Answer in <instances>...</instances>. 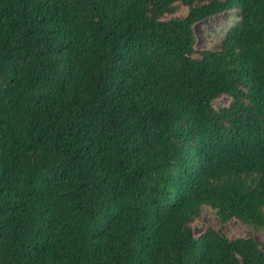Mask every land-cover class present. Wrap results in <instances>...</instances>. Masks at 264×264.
<instances>
[{"label":"trees","instance_id":"16d2710c","mask_svg":"<svg viewBox=\"0 0 264 264\" xmlns=\"http://www.w3.org/2000/svg\"><path fill=\"white\" fill-rule=\"evenodd\" d=\"M203 207L264 228V0H0V264H264Z\"/></svg>","mask_w":264,"mask_h":264},{"label":"rangeland","instance_id":"374dc122","mask_svg":"<svg viewBox=\"0 0 264 264\" xmlns=\"http://www.w3.org/2000/svg\"><path fill=\"white\" fill-rule=\"evenodd\" d=\"M185 13L186 8L180 7L175 14L169 15V17L181 16ZM229 22H231L229 15L223 13L197 23L194 27L196 47L200 49L212 47L219 40L218 33L225 29ZM227 102L228 98L222 97L217 100L216 104H226ZM208 223L216 224L231 238L251 235L256 240H264V228L254 230L250 225L243 224L236 219L222 224L209 207H203L201 217L193 222L194 234L199 235Z\"/></svg>","mask_w":264,"mask_h":264}]
</instances>
